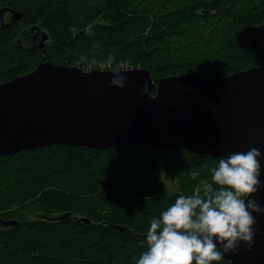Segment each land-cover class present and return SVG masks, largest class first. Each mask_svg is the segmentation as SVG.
I'll list each match as a JSON object with an SVG mask.
<instances>
[{"label":"trees","instance_id":"obj_1","mask_svg":"<svg viewBox=\"0 0 264 264\" xmlns=\"http://www.w3.org/2000/svg\"><path fill=\"white\" fill-rule=\"evenodd\" d=\"M0 9L22 15L4 23L7 14H0V83L42 62L92 70L82 55H114L147 70L154 85L169 76L218 78L264 64L263 53L234 40L244 27L264 22V0H0ZM32 27L47 34L44 49L31 43ZM218 161L143 146L48 144L0 155V219L23 207L41 215L0 226V264H136L151 219L211 183Z\"/></svg>","mask_w":264,"mask_h":264},{"label":"water","instance_id":"obj_2","mask_svg":"<svg viewBox=\"0 0 264 264\" xmlns=\"http://www.w3.org/2000/svg\"><path fill=\"white\" fill-rule=\"evenodd\" d=\"M6 11L12 20L22 17L10 9L0 14ZM29 31L40 33L36 46L44 49L47 34L33 27ZM234 40L240 49L264 54V22L244 27ZM123 71V89L109 86L112 74L106 71L49 62L0 83V155L48 144L143 146L217 158L249 147L264 153V64L218 78L169 76L156 85L145 69ZM145 83L149 95H142ZM260 163L264 182V157ZM254 195L264 207V188ZM256 216L252 250L241 244L224 256L227 264H264V216ZM15 223L0 219L3 228Z\"/></svg>","mask_w":264,"mask_h":264},{"label":"clouds","instance_id":"obj_3","mask_svg":"<svg viewBox=\"0 0 264 264\" xmlns=\"http://www.w3.org/2000/svg\"><path fill=\"white\" fill-rule=\"evenodd\" d=\"M85 31L91 35L92 26ZM79 59L92 70L111 73L110 87H125L127 76L122 73L126 72L114 55L104 59L82 55ZM143 94L149 95L147 83ZM262 157L257 147L220 157L211 169V183L203 181L196 194L178 196L159 217L151 219L147 248L136 264H214L235 253L241 244L251 251L257 235L256 214L264 216V207L254 195L264 188ZM198 175L191 171L192 179Z\"/></svg>","mask_w":264,"mask_h":264},{"label":"rangeland","instance_id":"obj_4","mask_svg":"<svg viewBox=\"0 0 264 264\" xmlns=\"http://www.w3.org/2000/svg\"><path fill=\"white\" fill-rule=\"evenodd\" d=\"M163 6L161 4H157L156 12L162 13ZM202 12V10H200ZM10 16L7 14L4 17V23L9 22ZM186 49V48H185ZM125 66H128L126 63ZM39 216V211L35 207H23L21 209H16L8 215V220H18V219H26L33 220L37 219Z\"/></svg>","mask_w":264,"mask_h":264},{"label":"flooded vegetation","instance_id":"obj_5","mask_svg":"<svg viewBox=\"0 0 264 264\" xmlns=\"http://www.w3.org/2000/svg\"><path fill=\"white\" fill-rule=\"evenodd\" d=\"M6 14H8L10 16V19H9V21H10L11 20V13L7 12ZM30 34H33L32 37H34L35 39H38V37L40 38V36L37 35V33L35 31L30 32ZM44 38H45V36L43 35V39ZM31 43L37 45L38 44V40H31Z\"/></svg>","mask_w":264,"mask_h":264},{"label":"built area","instance_id":"obj_6","mask_svg":"<svg viewBox=\"0 0 264 264\" xmlns=\"http://www.w3.org/2000/svg\"><path fill=\"white\" fill-rule=\"evenodd\" d=\"M126 64H123L122 66H123V68H127V66H125Z\"/></svg>","mask_w":264,"mask_h":264},{"label":"bare ground","instance_id":"obj_7","mask_svg":"<svg viewBox=\"0 0 264 264\" xmlns=\"http://www.w3.org/2000/svg\"><path fill=\"white\" fill-rule=\"evenodd\" d=\"M32 46V45H31Z\"/></svg>","mask_w":264,"mask_h":264}]
</instances>
